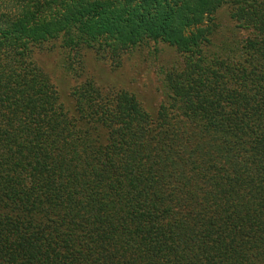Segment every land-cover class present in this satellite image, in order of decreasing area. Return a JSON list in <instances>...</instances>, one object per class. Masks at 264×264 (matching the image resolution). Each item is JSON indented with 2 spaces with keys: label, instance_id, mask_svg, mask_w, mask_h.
Masks as SVG:
<instances>
[{
  "label": "trees",
  "instance_id": "16d2710c",
  "mask_svg": "<svg viewBox=\"0 0 264 264\" xmlns=\"http://www.w3.org/2000/svg\"><path fill=\"white\" fill-rule=\"evenodd\" d=\"M0 264H264V0H0Z\"/></svg>",
  "mask_w": 264,
  "mask_h": 264
},
{
  "label": "rangeland",
  "instance_id": "374dc122",
  "mask_svg": "<svg viewBox=\"0 0 264 264\" xmlns=\"http://www.w3.org/2000/svg\"><path fill=\"white\" fill-rule=\"evenodd\" d=\"M225 18L226 10H221L216 14L215 21L220 23ZM152 50L147 46L138 49L133 55L124 59L122 66L115 71L117 75L104 76V72H99V81L129 89L138 96V99L148 110L154 111L161 100V84L157 78L156 70L152 67V63L154 64L155 61ZM156 51L159 54L158 63L162 65H167L175 55L173 49L166 45L157 46ZM54 58H50V60L46 58L45 61H42V66L49 73L54 84L61 90L62 99L67 101L65 97H67L68 89L72 83L60 76L56 58Z\"/></svg>",
  "mask_w": 264,
  "mask_h": 264
}]
</instances>
